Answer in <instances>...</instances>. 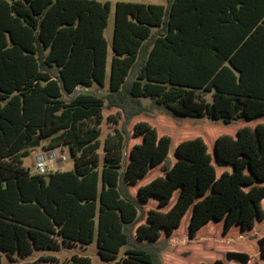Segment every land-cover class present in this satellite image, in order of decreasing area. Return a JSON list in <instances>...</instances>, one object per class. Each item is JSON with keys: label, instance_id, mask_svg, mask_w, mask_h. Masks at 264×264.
I'll use <instances>...</instances> for the list:
<instances>
[{"label": "trees", "instance_id": "1", "mask_svg": "<svg viewBox=\"0 0 264 264\" xmlns=\"http://www.w3.org/2000/svg\"><path fill=\"white\" fill-rule=\"evenodd\" d=\"M111 12L97 0H0V264L2 254L15 262L95 240L104 262L162 264V239L182 225L195 240L218 226L252 236L264 223V0L117 2L104 98L81 88L106 84ZM144 99L176 117L244 126L212 148L143 120L116 128L101 158L105 109L132 121ZM37 138L46 151L67 147L74 168L32 173L24 159ZM256 244L264 263V235ZM252 261L237 249L202 264Z\"/></svg>", "mask_w": 264, "mask_h": 264}, {"label": "rangeland", "instance_id": "2", "mask_svg": "<svg viewBox=\"0 0 264 264\" xmlns=\"http://www.w3.org/2000/svg\"><path fill=\"white\" fill-rule=\"evenodd\" d=\"M100 2H110L112 5V12L109 19L108 27L105 30V36L109 44V55H108V71L107 79L104 87L95 85L91 88H81V91H89L95 93L101 97H107L110 87V74H111V63L113 57V34L115 27V5L119 1L123 2H135V3H145V4H161L167 5V0H97ZM142 107L144 109L143 113L133 119L132 121H127V113L118 108H106L104 111V122L101 126L102 136L100 138L102 147L99 152L101 158L104 155V143L108 136L112 135L116 128L122 129L126 128L129 132H132L133 127L136 122L146 120L151 124L155 125L160 134H169L173 138L177 136L183 139H189L196 136L202 135L210 147H214L216 136L219 133L222 134H235L236 131L244 126V122H236L230 126L223 124L222 122L213 123L208 119H195L191 117H176L167 110L160 108L155 105L152 100L144 99L142 101ZM264 121V118H263ZM250 125H254L255 123ZM221 134V135H222ZM180 139V140H181ZM177 141V138L175 139ZM140 140L133 138L129 145L130 148L138 143ZM43 141L40 147L35 148V151L27 158L24 159V165L30 168L32 173L35 171V163L39 155L46 153L49 154L51 151H46L42 148ZM59 156L66 155L67 160L60 162L55 160L53 163L52 171H69L74 168V159L71 157L69 149L63 147L57 149ZM127 151V157L128 153ZM173 152V151H172ZM174 153V152H173ZM174 160V155H172ZM163 174L161 167L154 170L142 184L152 180L153 178ZM134 190V193H136ZM153 204H148L146 206V211L148 212ZM211 231L207 235H201L198 239L189 240L185 226L182 225L178 233L174 234L172 237L166 239L163 238L160 244L162 248L161 258L162 264H202V263H212L214 260L219 258H224L225 253L228 250H242L253 256V261L251 264H264L259 261V248L256 244L257 238L264 235V223L259 225L253 232L252 236H238L239 231L234 230L231 235L224 237L221 236V227L211 228ZM238 236V237H237ZM125 249L122 251L120 258L124 256ZM3 255L4 264H23L24 262L35 261L41 256H54L56 257L60 264L72 259L73 256L77 255L80 257H88L92 264H115L114 262H104L102 261L97 247V240H95L90 245H78L73 248L62 247L59 251H37L31 257L27 259L17 258L15 262H10L9 259ZM229 264H237L235 262H230Z\"/></svg>", "mask_w": 264, "mask_h": 264}, {"label": "built area", "instance_id": "3", "mask_svg": "<svg viewBox=\"0 0 264 264\" xmlns=\"http://www.w3.org/2000/svg\"><path fill=\"white\" fill-rule=\"evenodd\" d=\"M57 151L58 150H51L49 154L43 153L39 155L35 163V171L37 174H47L51 172L55 160H58L60 162L67 160L66 155L62 154L61 156H59Z\"/></svg>", "mask_w": 264, "mask_h": 264}, {"label": "water", "instance_id": "4", "mask_svg": "<svg viewBox=\"0 0 264 264\" xmlns=\"http://www.w3.org/2000/svg\"><path fill=\"white\" fill-rule=\"evenodd\" d=\"M40 145H41V139L40 138H37L36 140L30 142L27 145V148L35 149V148L40 147Z\"/></svg>", "mask_w": 264, "mask_h": 264}]
</instances>
